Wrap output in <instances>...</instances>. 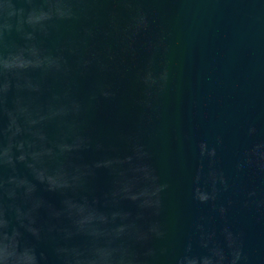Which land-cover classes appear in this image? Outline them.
<instances>
[{
    "label": "clouds",
    "instance_id": "9594fccd",
    "mask_svg": "<svg viewBox=\"0 0 264 264\" xmlns=\"http://www.w3.org/2000/svg\"><path fill=\"white\" fill-rule=\"evenodd\" d=\"M104 2L0 0V264H46L44 254L37 253L41 241L51 244L56 264H159L162 258L167 264H264V257L249 255L245 234L228 221L237 204L264 211V186L236 183L249 174L264 180V138L254 123L244 130L246 141L236 146L231 175L221 164L222 135L195 146L191 199L206 212L193 219L174 253L151 246L167 238L163 225L141 223L146 213L159 216L169 185L148 164L151 153L139 136L129 137L132 154L124 159L79 161L80 153L102 148L83 131L85 114L98 98L114 93L100 81L82 101L78 78L91 69L112 71L117 57H135L139 44L147 53L137 81L143 89L142 120L148 124L159 118L160 101L174 84L172 31L152 32L143 7L147 0H113L127 20L121 23L119 13L111 12L102 35L117 47H97L101 29L82 22L94 21ZM76 24L80 29L69 31ZM53 36L56 43L48 47ZM98 168L111 172L112 188L102 200L80 195ZM41 187L61 196L59 207L37 194ZM125 201L135 205V214Z\"/></svg>",
    "mask_w": 264,
    "mask_h": 264
},
{
    "label": "water",
    "instance_id": "95a60500",
    "mask_svg": "<svg viewBox=\"0 0 264 264\" xmlns=\"http://www.w3.org/2000/svg\"><path fill=\"white\" fill-rule=\"evenodd\" d=\"M143 7L152 18L151 30L172 31V68L174 84L160 101L159 118L150 124L142 120V86L137 71L147 56L139 44L135 57L120 55L113 70L99 73L95 69L78 78L77 96L87 101L98 82L109 85L114 95L98 98L84 116L83 131L93 145L79 154V161L92 164L106 158L124 159L132 154L129 137L139 136L151 153L148 164L160 182L169 185L162 194L163 207L159 216L145 214L142 224L158 222L168 236L153 240L155 248L170 247L178 252L188 235L193 219L206 212L191 199L190 175L196 165L195 146L202 140L213 141L216 135L224 137L220 159L225 173L231 175L232 161L237 145L246 141L244 130L249 123L264 138V0H147ZM126 22L127 13L113 0L98 5L94 21L82 22L98 26L97 47L107 41L102 30L107 28L111 12ZM81 24L69 31H78ZM65 34H68L67 32ZM53 36L48 47H53ZM50 135L54 129H49ZM23 171V169H21ZM114 177L108 169H96L89 190L80 195L89 199H103L113 186ZM238 185L264 186V180L254 175L241 176ZM50 204L59 207L61 196L43 190L37 193ZM129 211H137L131 202H123ZM46 220V214L41 213ZM228 221L245 234L249 255L257 260L264 257V211L242 209L234 205ZM31 240V238H28ZM37 253H43L46 264H56L52 246L46 241L36 243ZM142 251V249H139ZM159 264H167L161 259Z\"/></svg>",
    "mask_w": 264,
    "mask_h": 264
}]
</instances>
